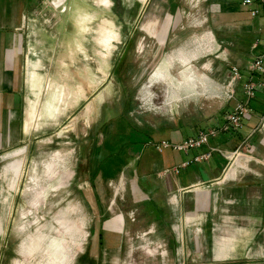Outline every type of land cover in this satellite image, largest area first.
Listing matches in <instances>:
<instances>
[{
	"label": "rangeland",
	"instance_id": "1",
	"mask_svg": "<svg viewBox=\"0 0 264 264\" xmlns=\"http://www.w3.org/2000/svg\"><path fill=\"white\" fill-rule=\"evenodd\" d=\"M225 2H37L51 65L24 116L29 143L0 155V264H186L185 228L159 218L165 202L143 163L169 134L220 117L234 40Z\"/></svg>",
	"mask_w": 264,
	"mask_h": 264
},
{
	"label": "crops",
	"instance_id": "2",
	"mask_svg": "<svg viewBox=\"0 0 264 264\" xmlns=\"http://www.w3.org/2000/svg\"><path fill=\"white\" fill-rule=\"evenodd\" d=\"M47 1L56 10L68 3V0ZM47 1L0 0V155L29 143L34 131V128L27 130L24 116L34 109L32 105L35 106V102H30L34 98L36 79L42 81L38 68L51 65L48 59L50 38L43 33L45 31H39L36 41L34 24L42 14L37 12V2ZM242 2L227 0L223 5L225 25L234 38L227 44L232 57V60L227 59L228 65L239 67L241 72L245 68L249 71L254 58L262 52V46L255 48V43L264 40V17L253 18ZM222 42L226 44V41ZM229 77L224 83L226 86ZM248 80L249 75L244 76L237 84L234 99L222 98L226 105L218 114L220 117L207 126L212 129L225 124L236 104L246 100L244 86ZM261 80L264 82V77ZM251 106L252 112L245 116L242 130L232 129L211 139L209 147H204L202 152L166 151L161 154L156 151L161 155L158 159L143 163L145 184H149L152 178L147 170L151 167L154 178L157 177V201L163 198L165 202L161 210L163 216L159 218L165 219L166 225L176 223L185 228L186 234L182 233L181 242L187 244L183 251L186 264H264V130L252 135L264 115V92L257 94ZM161 132L155 131L152 135ZM169 137V140L179 142L191 136L174 133ZM135 145L142 144L136 140ZM210 147L229 152L241 149L237 168L228 169L229 160L221 155H212L209 161L194 162ZM186 162L190 165L176 173L174 169ZM176 218L178 221L175 222ZM196 227H202V234L191 233ZM224 229L231 232L223 234ZM195 243L199 250L192 253L188 244ZM163 255L167 257L168 252Z\"/></svg>",
	"mask_w": 264,
	"mask_h": 264
},
{
	"label": "built area",
	"instance_id": "3",
	"mask_svg": "<svg viewBox=\"0 0 264 264\" xmlns=\"http://www.w3.org/2000/svg\"><path fill=\"white\" fill-rule=\"evenodd\" d=\"M242 6L250 12L253 18L264 17V0H243ZM262 32L264 33V26ZM259 45L262 46V52L257 55L250 64L249 80L244 86L246 100L236 104L233 112L227 116L225 124L219 128H212L208 131L201 132L196 136L186 138L179 142L162 140L154 144L157 152L161 154L166 151L183 154H189L193 151L202 152L204 147H209L211 139L217 138L222 133L230 132L232 129L237 131L243 129L245 116L252 112L251 103L257 98V94L259 92H264V82L261 80V78L264 77V40H257L255 43V48H257ZM242 79L243 75L240 68L237 66H232L230 68V77L228 78L229 87H227L225 90L226 98L231 100L235 98L237 93V84ZM263 130L264 115L262 116L257 129L252 132V135ZM245 146L250 148L247 144ZM241 151L242 150L239 149L235 152H229L218 147H210L208 152L199 154L194 159V162L201 163L209 161L214 154H219L230 161L235 156L239 158L242 155ZM189 165L190 163L186 162L174 170L176 173H179L181 168H187Z\"/></svg>",
	"mask_w": 264,
	"mask_h": 264
},
{
	"label": "bare ground",
	"instance_id": "4",
	"mask_svg": "<svg viewBox=\"0 0 264 264\" xmlns=\"http://www.w3.org/2000/svg\"><path fill=\"white\" fill-rule=\"evenodd\" d=\"M154 77V76H153Z\"/></svg>",
	"mask_w": 264,
	"mask_h": 264
}]
</instances>
